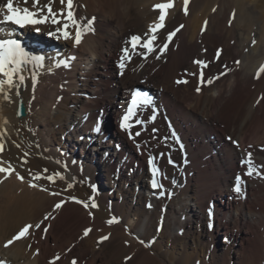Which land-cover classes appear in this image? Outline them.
Wrapping results in <instances>:
<instances>
[{"label":"bare ground","instance_id":"bare-ground-1","mask_svg":"<svg viewBox=\"0 0 264 264\" xmlns=\"http://www.w3.org/2000/svg\"><path fill=\"white\" fill-rule=\"evenodd\" d=\"M29 1L14 0V6L36 11ZM6 2L0 0V6ZM168 2L74 0L78 18H95V32L74 47L77 52L70 51L75 57L70 67L58 66L63 60L57 61L54 52L47 55L40 50L43 66L23 70L27 87L19 86L20 95L5 85L11 102L0 94V143L4 144L0 160L4 167L10 163L15 168L11 177L0 173V259L7 264H49L56 254L61 257L56 264H71L73 258L78 264H264V73L256 78L264 64V0H189L187 15L184 0H171L174 7L168 10L166 27L157 33V52L144 59L141 53L146 50H133L126 41L134 34L143 36L158 23L160 12L154 6ZM47 3L40 0L41 5ZM52 6L54 11L62 7L60 0ZM233 11L235 19L229 26ZM205 20L208 25L202 33ZM180 25L184 27L157 60L167 33ZM39 27L43 35L58 26ZM0 35L18 39L26 50L29 42L37 41L8 24ZM50 38L64 45L72 42ZM125 47L130 59L122 61ZM218 49L222 52L216 59ZM33 52L37 55V49ZM197 59L208 62L205 78L220 76L201 86L199 93L195 89L202 66L193 63ZM121 62L125 63L122 78L118 73L109 76V64L118 68ZM180 79L188 83L177 84ZM141 81L150 86L144 90L153 97V108L139 110L138 119L145 123L133 133L141 131L136 138L141 145L154 129L161 136L145 144L150 146L146 152L119 130L115 133L114 126ZM19 99L27 107L22 119L16 116ZM108 121L94 140V125ZM172 127L183 136L184 153L170 141ZM91 144L95 148L87 152ZM97 148L102 153H96ZM155 152L164 154L163 160L155 161L162 173L163 196L150 184L147 158ZM249 152L255 168L251 177L242 164ZM169 156L174 164L168 163ZM53 173L65 179L57 176L52 183L45 178ZM34 175L42 178L33 181ZM237 177L242 178V195L233 190ZM99 180L98 208H84L68 199L91 204L92 186ZM61 200L65 203L53 213L55 219L45 222L51 225L47 233L30 230L27 239L4 248L20 228L40 222ZM113 217L119 223L109 226L106 221ZM86 227L93 231L81 238ZM109 234V240L97 243ZM128 256L132 259L126 261Z\"/></svg>","mask_w":264,"mask_h":264},{"label":"snow or ice","instance_id":"snow-or-ice-1","mask_svg":"<svg viewBox=\"0 0 264 264\" xmlns=\"http://www.w3.org/2000/svg\"><path fill=\"white\" fill-rule=\"evenodd\" d=\"M55 0H49V3L45 5L40 4V0H33V6L36 8V11H32L29 8L25 7L23 9L18 8L17 6H14V0H7L6 4L3 6H0V15H2V19H0V25H6V24H12L17 26L18 28H26V27H33L37 32L41 31V28L39 26L41 25H48V26H58L55 27V30L48 31V35L50 37H54L57 40L63 39L64 41H72L74 46H79L82 43L83 38L89 34L95 32L94 29V22L95 18L87 19L85 17L78 18L76 15V5L74 4V0H60V4L62 7L58 11L53 10V3ZM24 3L27 4V0H24ZM188 4L189 0H184V7L183 12L185 15L188 14ZM174 7V3L168 2V3H161L154 6V10H159L160 14L158 16V23H153L147 32L143 34V36L134 34L131 35L130 38L126 41L127 44L131 45V48L133 50H136L137 48H142L146 50V53H141V55L144 57V59H147V55L157 52V46L156 42L158 40V35L161 30H163L166 27L165 21L167 17V13L169 9H172ZM213 12L216 11V8L212 9ZM236 13L233 11L231 14V19L229 20V26H231L233 20L235 19ZM208 21H204V25L201 29V32L205 31L207 29ZM184 25H180L175 30L169 31L167 33L166 39L163 40V42L159 46V54L156 55V59L159 60L161 58V55L166 52L169 48V44L172 42L173 37L176 36L177 32H179ZM256 41L253 40L252 44L255 45ZM206 51V50H205ZM123 56L122 61L125 60V58H129V49L128 47H125L122 49ZM222 52V49H218L216 53V59H219V56ZM75 57H68L60 62V65L58 66H66L70 67V61L74 60ZM43 57H36L33 56L22 44L18 39L15 38H7V39H0V76H3L5 79H0V94H2L7 102H11V97L8 92L4 91L5 85H7L10 89H15L16 94L20 95V85H24L27 87L25 83V76L22 74L23 70L29 66H43ZM194 64L201 67V71L199 72V84L196 87L195 91L199 93L201 91V86L207 84L211 85L213 83L214 79H219L220 76L217 75L216 77H208L205 78V74L203 71V68H206L208 66V62L203 60H194ZM236 65L240 64L239 60L235 61ZM120 68L123 69L125 67V63H120ZM225 69L228 68L227 65L224 66ZM261 73H264V64H262L257 72H256V78L259 79ZM225 74V73H222ZM221 74V75H222ZM189 75H197V73H189ZM18 78V83H17ZM177 84H187L188 81L186 79H180L176 81ZM35 87V83H33V89ZM264 99V98H262ZM131 107H128L125 111V113L121 117L120 121V129L125 132L128 135V138L133 141L136 148L138 150L141 149V144L137 142L136 138L141 136V131L137 130L135 133L132 132L133 123L142 126L145 122L140 121L138 119V112L142 108H153V100L148 96L147 93L142 92L139 89H136L133 91L132 98H131ZM19 114V113H18ZM151 119L154 121L155 116L153 115ZM7 123V121H5ZM95 133L99 134L101 132V127L96 126L94 128ZM155 131V129H154ZM3 133H0V137H2ZM172 138L179 142V138L176 136L175 132L172 133ZM81 139H84V137H81ZM167 140V138H165ZM229 140H232L231 137L228 138ZM234 144L238 147L237 141H232ZM38 146V145H37ZM19 147V145H17ZM183 145H181V148ZM251 147V146H250ZM4 150V144L0 143V152ZM25 155H28V153H25ZM161 157L164 155L163 153L159 154ZM158 157L154 156L152 154L148 155L147 163L150 166L151 171V179L150 184L151 188L153 190L159 189L160 191L157 193L160 196L164 195L163 190V184L160 183L157 179L159 175H161V169L158 167V165L155 163L156 159ZM27 163V161H24ZM3 161L0 160V173L5 174L7 177H11L13 173L15 172V168L9 163L7 167L3 166ZM59 163V161H57ZM75 163V161L73 162ZM168 163L174 164V161H172L171 157L168 158ZM243 165L247 166V172L245 173L246 176L251 177L254 175L255 168L252 162V153L249 152L247 154V159L242 161ZM67 167V165H65ZM82 170V169H81ZM47 169H44V172H47ZM17 178L21 181H24L25 177L19 175V173H16ZM59 176L61 180H64L65 177L61 173H53L51 176L45 177L50 182L55 183L56 177ZM42 178L41 175H34L32 177L33 181H38ZM175 180H173V184H175ZM31 187L37 188L40 187L37 183H31ZM69 188L72 187V184L68 185ZM93 192H96L97 189L95 186H92ZM234 192L238 195L243 194L242 189V178L237 177L235 180L234 185ZM41 191H48L47 188H41ZM53 196H59L60 193L57 192H51L50 193ZM68 199H71L75 201L78 204H82L84 208H98V204L95 201V197H90L91 204L88 202L78 200L75 197H69ZM65 201L61 200L60 202H57L54 204V207L51 212L45 214L43 216V219L35 224L28 223L24 225L22 228L19 229V231L13 235L10 239H8L5 244L4 248H9L16 242L22 241L24 239H27L30 236V230H42L43 233H47L51 225L46 224L45 222L49 219H55V216L53 213L60 210ZM148 207H151L149 204ZM91 215V213H90ZM211 216V211H210ZM106 223L111 226L114 223H119V219L117 217H113L106 221ZM43 225V228H42ZM209 227L211 228L212 225L210 224ZM93 231L91 227H86L83 231V236L81 238L88 237L89 234ZM110 239L109 235H104L100 237V239L97 241L98 244H102L103 242ZM141 244H144L145 242L143 240L139 241ZM227 242V241H226ZM127 243V241L125 242ZM29 248L31 245L28 246ZM70 252L71 249H68ZM36 254H39V249L36 250ZM61 259L59 254H56L54 259L49 261V264H56L57 261ZM126 261L132 259L131 256H128L125 258ZM0 264H7L5 260H0ZM71 264H78L77 259L73 258L71 260Z\"/></svg>","mask_w":264,"mask_h":264},{"label":"rangeland","instance_id":"rangeland-1","mask_svg":"<svg viewBox=\"0 0 264 264\" xmlns=\"http://www.w3.org/2000/svg\"><path fill=\"white\" fill-rule=\"evenodd\" d=\"M23 2H24V0H23ZM28 2H30L29 0H27V4H28ZM25 4V3H24ZM95 8H97V7H95ZM95 10H97L98 11V9H95ZM94 10V11H95ZM96 11V12H97ZM97 14V13H96ZM99 14V13H98ZM33 31H35V30H33ZM256 32H257V30H256ZM32 34H33V36H32ZM47 34V33H46ZM30 36L31 37H35L36 39L35 40H37L38 41V46H34V47H36L37 48V55H35L34 54V52H33V50H36L35 48H33L32 46V43L34 42V41H31V42H29V45L28 46H30V48L28 49L27 48V50L33 55V56H40V52L42 51H40V49H38V48H41L40 46L41 45H43V44H45V46L49 43V44H51L50 43V41L51 42H53V45L55 44V47H59V48H65V49H62V51L58 54V56L60 57V56H63V57H67V56H70V57H72L73 55H72V52H70L71 50L72 51H74V52H77L78 50H79V48L78 49H76V48H74L75 46H73V43H72V45H71V43H69V44H66V45H64V44H61L60 42H58V41H55V40H53L52 38H48V39H46L45 37H43V36H41L40 34H37V33H35V32H30ZM43 38V39H42ZM39 40H42V41H44L45 43H43V42H40ZM47 41V42H46ZM52 46V45H51ZM31 47H32V49H31ZM43 49V48H42ZM68 51V53L66 54V52ZM42 52H44L45 54H47V55H49V54H51V53H53L54 51H52V47H45V49H44V51H42ZM55 53V52H54ZM57 54V53H56ZM50 57V56H49ZM63 57L62 58H60V60H62L63 59ZM43 59H44V57H43ZM46 61H49V60H47V59H45ZM57 61H59V59L57 60ZM73 61V60H72ZM72 61H70V62H72ZM54 64L56 63L55 61L53 62ZM120 65V64H119ZM49 66L51 67V64H49ZM110 69H108L107 71L109 72V76H113V75H115L116 73H118V75H119V77L120 78H122V75H123V72H122V70H121V68H120V66L118 67V68H115V66L111 63V64H109V66H108ZM124 69V68H123ZM115 70V71H114ZM120 72H121V74H120ZM92 76H94V73L92 74ZM109 82H110V80H109ZM143 81H141V82H137L135 85L137 86V85H141V86H145V87H147V85L148 84H146L145 85V83L143 82ZM114 86V85H113ZM149 86V85H148ZM109 87V86H108ZM150 87V86H149ZM123 90H125L124 88H123ZM128 90H126V91H124V92H127ZM20 93H21V91H20ZM83 122L84 123H86L87 121H86V118H84L83 117ZM107 119H105V121H106ZM109 123V121L108 122H105V125H104V123H102V125H101V123L100 122H98L97 123V125L98 124H100L101 126V130L103 131V129L105 128V127H107V124ZM97 125H94V126H97ZM157 128H158V126H157ZM149 129V128H148ZM101 133V132H100ZM151 133V132H150ZM149 133V134H150ZM154 134L155 135H158V133H157V131H154ZM161 134H163V133H161ZM152 135L153 134H151V135H149L148 136V140L147 141H152ZM153 136L154 138H156V136ZM164 135H170V134H164ZM99 136V134H97V133H95V131H94V140L96 139V137H98ZM158 138H159V135H158ZM146 139V138H145ZM158 140V139H157ZM143 141V140H142ZM141 141V142H142ZM147 141H145L146 143H147ZM214 141V140H213ZM106 142V141H105ZM149 143V142H148ZM95 144H91L90 146H89V148H88V150H87V152H90V151H92V150H94V148H95V146H94ZM150 147V146H149ZM149 147L147 146V148L149 149ZM146 148V147H145ZM146 148V149H147ZM99 148H97V150H96V153H98V154H100V153H102V150H98ZM111 149H112V147H111ZM144 149V148H143ZM77 151L79 150V153L81 154V150L78 148V149H76ZM75 150V151H76ZM172 150V148H170L169 146H167L166 147V150L165 151H167L168 153H170V151ZM142 152H143V150H142ZM146 152V151H145ZM83 154L82 155H85V153L84 152H82ZM158 152H155L153 155H155V156H157V157H159L160 155L159 154H157ZM145 154H147V153H145ZM164 159V156H163V158H157L156 160H163ZM136 165V164H135ZM162 165V164H161ZM137 166V165H136ZM138 167V166H137ZM147 167H148V165H147ZM146 168V167H145ZM99 182H101L100 180L99 181H94V183H93V186H95V188L97 189V191L96 192H94V194L93 195H90V197H95V195L96 194H98V183ZM220 237H219V239H218V241H221V242H223L224 241V237L223 236H221V235H219Z\"/></svg>","mask_w":264,"mask_h":264},{"label":"water","instance_id":"water-1","mask_svg":"<svg viewBox=\"0 0 264 264\" xmlns=\"http://www.w3.org/2000/svg\"><path fill=\"white\" fill-rule=\"evenodd\" d=\"M25 110H27V109H26V106H25L23 99H19L18 106L16 109V116L20 119L26 117L27 111H25Z\"/></svg>","mask_w":264,"mask_h":264}]
</instances>
